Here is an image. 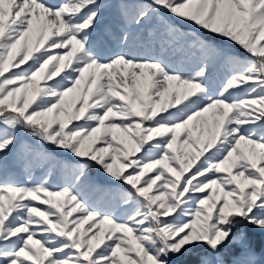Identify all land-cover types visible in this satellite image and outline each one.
I'll use <instances>...</instances> for the list:
<instances>
[{
	"label": "snow or ice",
	"instance_id": "obj_1",
	"mask_svg": "<svg viewBox=\"0 0 264 264\" xmlns=\"http://www.w3.org/2000/svg\"><path fill=\"white\" fill-rule=\"evenodd\" d=\"M0 264H264V0H0Z\"/></svg>",
	"mask_w": 264,
	"mask_h": 264
}]
</instances>
